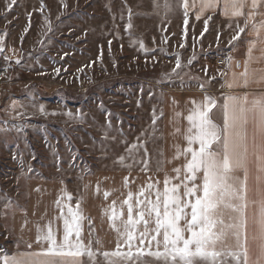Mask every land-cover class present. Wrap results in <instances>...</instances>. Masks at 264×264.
Returning a JSON list of instances; mask_svg holds the SVG:
<instances>
[{"label": "rangeland", "instance_id": "1", "mask_svg": "<svg viewBox=\"0 0 264 264\" xmlns=\"http://www.w3.org/2000/svg\"><path fill=\"white\" fill-rule=\"evenodd\" d=\"M167 2L170 11L165 0H16L11 7L0 0V128L11 129L0 132V257L39 250L37 228L50 223L56 232L71 206L83 217L81 239L96 253L95 264H107L101 253L117 248L104 199L110 174L139 172L144 161L145 170L160 166L164 100L218 88L217 62L245 36L230 44L240 22L219 11L197 20L191 8L185 26L178 0ZM20 124L17 131L13 125ZM140 143L147 155L139 148L129 155ZM97 176L101 203L85 191ZM118 183L120 195L139 193ZM62 192L65 205L54 206ZM121 251H128L122 243Z\"/></svg>", "mask_w": 264, "mask_h": 264}, {"label": "snow or ice", "instance_id": "2", "mask_svg": "<svg viewBox=\"0 0 264 264\" xmlns=\"http://www.w3.org/2000/svg\"><path fill=\"white\" fill-rule=\"evenodd\" d=\"M15 3L16 0H11L9 7ZM247 4L248 0H199L198 4L197 0H178L177 6L183 10L187 26L190 8H196V19L199 20L204 12L215 11L221 5L225 16H243V8ZM261 4L264 0H250L253 10ZM171 7L165 0V10L170 11ZM256 14L255 11L248 13L245 27ZM260 15L264 16V13ZM245 27L237 25L238 31L230 44L239 39ZM251 31L259 42L264 43V37H260L264 31V19L252 23ZM138 43L147 53L143 42ZM249 43L254 46L256 41ZM232 47L236 45L232 44ZM3 52L4 36L0 35V54ZM251 53L252 47H249V60L253 59ZM226 59L231 69L232 57ZM16 63L19 64L20 60L17 59ZM180 67L177 59L176 68ZM59 71L56 69L57 73ZM173 72L179 75L175 69ZM232 75L235 80L236 73ZM240 75L247 86L250 75L248 61ZM251 75L255 76V71ZM259 81H264V70L258 77ZM226 86L231 89L235 85L226 82ZM200 87L203 89L204 85ZM223 100L218 104L217 97L206 94L204 101H192L194 106L186 117L188 128L183 134L187 147L182 150L177 147L176 158L183 157L186 161L183 171L180 167L174 169L178 183H172V178L166 175L163 190L158 187L159 182L149 183L148 194L145 195V189L141 188L134 202L133 193L129 192L119 211L113 201L109 219L117 233V248L101 253L107 264H264V93L251 98L248 94H225ZM16 107L17 102L13 101L11 108ZM39 111L44 112L42 105ZM217 113L222 117V124L213 119ZM66 115L72 117L70 112ZM180 115L176 113L177 117ZM156 118L154 110L153 124ZM13 127L17 131L23 130L22 124ZM10 130L0 128V132ZM176 132L179 133L180 129ZM137 139L140 140L139 137ZM137 148L147 155L143 143L133 144L128 150L129 155ZM124 160V156L119 158L122 164ZM143 163L142 171L147 168L146 161ZM109 195L104 193L105 198ZM68 199L71 200L70 195ZM57 206L60 207L59 200ZM82 218L69 206L68 214L63 217L62 239L58 240V233L49 223L47 230L37 228L35 243L40 246L39 250L11 257L5 254L0 260L3 264H83L80 258L87 256L91 264H95L96 253L81 239ZM73 233L75 241L70 239ZM121 243L127 246L128 251H121ZM27 247L31 249L32 245Z\"/></svg>", "mask_w": 264, "mask_h": 264}, {"label": "crops", "instance_id": "3", "mask_svg": "<svg viewBox=\"0 0 264 264\" xmlns=\"http://www.w3.org/2000/svg\"><path fill=\"white\" fill-rule=\"evenodd\" d=\"M191 2V1H190ZM197 3H199V0H197ZM191 11V8L189 9ZM193 14L196 15V8H192ZM210 11L208 10L204 12L201 17L204 16H212L208 15L210 14ZM220 12L221 16L225 20H229L232 22H240L243 23V27H245V22L247 19V15L251 11H255L257 14L254 16L253 20L248 21L247 27H245V36L243 37V40L238 41L236 43L235 48H231L230 50L233 52L232 61H231V69L228 68V62L226 66L219 67L220 73L223 72L225 75H220V86L216 89L210 90L206 92L203 91H188V92H182V93H175L172 95H169L164 100L165 102V112L163 113V120L165 122L163 123V151L160 156V166L157 168L149 169V170H140L137 171H122L124 174H118L114 172V175L110 174V187L111 191H109L110 195L107 197L110 200L109 209L111 210V206L113 201L116 202V208L117 211L120 209L121 202L127 198V194L120 195L121 191L119 188V182L122 183V186H125L126 192L128 190H138L140 191L141 188L145 189V195L148 194L147 191V185L149 183H158V187L163 190L164 184L163 181L166 177V175L170 178H172V183H178V181L175 179L176 173L174 172V169L180 167L183 171V165L186 163L185 159L183 157H180L179 159L176 158L177 153V147H179L181 150L187 147L186 141L184 139L183 134L186 132L188 128V121L186 117L189 115L190 109L193 108L192 101H195L197 103H200L205 100V95L215 96L218 98V104H222L224 102L223 96L225 94L228 95H236V96H243L245 94H248L249 97L253 95H259L261 93H264V81H259L258 77L261 75L262 70H264V43L259 42V38L255 33L251 31V25L252 23L259 22L260 20L264 19V16L260 15V13H264V4H261L257 9L253 10L250 6V0H248V4L243 8L244 15L239 17H233V16H225L222 11V5L221 7H218L215 9V12ZM192 13V12H190ZM213 13V14H214ZM239 25L241 26V24ZM260 37H264V31L260 33ZM256 41L255 45L252 46L249 42ZM249 47H252V53L251 56L253 59L249 60V54L248 49ZM229 50V51H230ZM236 61L242 62L241 69H238L236 67ZM248 61V70H249V78H248V84L247 86L244 85V78L240 75L245 70V62ZM255 71L256 75L252 76L251 73ZM233 73H236L235 80H233ZM226 82H233L234 87L229 89L226 86ZM221 85H224V87H221ZM216 112V110H213ZM176 113H180L181 115L179 117L176 116ZM213 119L217 123L222 124V117L219 113L213 116ZM180 129V132L177 133L176 130ZM119 172V173H122ZM101 188V180L97 176L96 179L90 180L88 182V186H85V191L88 194V190H91V194L96 202L101 203L102 201V191ZM99 189V191H97ZM39 190V189H38ZM37 190V191H38ZM59 191V189L57 190ZM88 194V195H91ZM104 197V199H107ZM154 199V195L152 196ZM60 205H65L64 202V192L61 193L59 196ZM54 202V206L57 205V201ZM135 201V196L134 200ZM126 209V206H125ZM61 213V212H60ZM84 213H85V207H84ZM68 214V209L64 210V215ZM64 216H61L60 218H63ZM125 218H126V211H125ZM110 224L112 227V223L110 221ZM59 226L58 230L56 231L58 233V238L62 239L63 234V219L58 220ZM181 226L183 227V222H181ZM110 229L111 233H116V231ZM46 230V229H45ZM32 230L29 231V233H25L29 239L32 237ZM33 233L36 235L35 230H33ZM185 235H190L188 233H185ZM74 233L70 237L71 240L75 241L76 237H73ZM113 238L116 237L112 236ZM147 244V242H145ZM123 244V243H122ZM126 246V245H125Z\"/></svg>", "mask_w": 264, "mask_h": 264}, {"label": "built area", "instance_id": "4", "mask_svg": "<svg viewBox=\"0 0 264 264\" xmlns=\"http://www.w3.org/2000/svg\"><path fill=\"white\" fill-rule=\"evenodd\" d=\"M232 55H233V53H232V51H227L226 53H225V55L222 57V59L221 60H219L218 62H217V65L219 66V67H223V66H226V64H227V57H232ZM236 67L238 68V69H241V67H242V62L241 61H236Z\"/></svg>", "mask_w": 264, "mask_h": 264}]
</instances>
